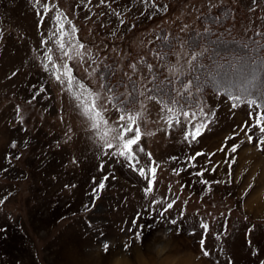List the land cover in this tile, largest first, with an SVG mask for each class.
I'll list each match as a JSON object with an SVG mask.
<instances>
[{
    "label": "rangeland",
    "instance_id": "rangeland-1",
    "mask_svg": "<svg viewBox=\"0 0 264 264\" xmlns=\"http://www.w3.org/2000/svg\"><path fill=\"white\" fill-rule=\"evenodd\" d=\"M41 4L50 11L34 0H0V264H261L264 145L258 146V128L249 129L264 109L253 111L244 103L233 107L224 92L209 89L202 101L211 123L189 143L184 138L189 126L169 127L159 100L147 97L154 75L177 81L190 71L193 51L185 37L200 28L202 14L227 6L229 35H252L264 32V0ZM58 13L66 30L75 26V40L92 57L67 61L77 79L100 92L101 76L109 77L125 99H130L131 80L137 82L135 107L146 108L139 158L143 165L150 153L156 162L150 166L158 165L151 193L145 194L147 183L138 171L103 147L74 99L44 70L46 63L51 67L48 55L60 63ZM161 31L177 40L168 64L156 51ZM169 65L176 67L175 74ZM237 69L236 63L223 70L224 86H235L231 78H237ZM263 77L264 71H257L255 87ZM105 106L106 117L117 120V112ZM200 119L197 113L196 122ZM233 145H239L235 153ZM104 176L105 188L97 195L92 190ZM201 222L209 224L207 232Z\"/></svg>",
    "mask_w": 264,
    "mask_h": 264
},
{
    "label": "snow or ice",
    "instance_id": "snow-or-ice-1",
    "mask_svg": "<svg viewBox=\"0 0 264 264\" xmlns=\"http://www.w3.org/2000/svg\"><path fill=\"white\" fill-rule=\"evenodd\" d=\"M34 2L35 4H40L45 13L50 11L47 4H41V0H34ZM103 2L104 0H101V3ZM145 3H147V0H145ZM151 6L154 8L156 7L155 3ZM53 7H55V5H53ZM37 15H39V10H37ZM61 15L62 13H58L55 17L59 25L57 30L59 38L55 42L58 46L60 63L57 64L53 61V57L48 55L46 58L51 62V67L46 63L43 65L44 70L62 85L63 90L74 99L76 107L80 115L85 118V123L88 125L89 130L103 142V147L113 149L110 153L113 157L123 159L128 167L134 171H138L139 175L144 178L147 183L144 192L147 195L153 191L152 184L155 179L156 167H158V165L150 166L156 164V162L151 159L150 153H146L148 162L143 165L139 158V154L144 153V149L139 145V141L142 136L140 125L144 119L146 108L141 103L137 109L135 107L137 102L136 97H133L131 93L127 94L130 99H125L124 94H117L114 86L103 82L105 79L103 75L101 76L102 82L99 85L102 90L100 92L93 91L73 75V68L69 66L67 61L77 60L82 63L85 61V58L92 59V57L85 48V45L75 40V26L66 30L64 24L60 23ZM116 15H119V13H116ZM41 19H43V17ZM120 22L123 23V20ZM67 23L71 24V21H67ZM56 34L57 33H53V35ZM74 40L75 42H73ZM193 43L195 44V42ZM196 46H198V44ZM49 51H51V49H49ZM261 51H264V46H259L258 50L250 49V46H246L243 54L234 58V61L238 65V69L234 74L240 83L235 91L225 89V94L233 101V107H236L240 103H244L249 105L253 111L256 109H264V91L260 92L259 95L252 92V88L255 87L257 71H264V58H261L259 55ZM157 55L161 59L165 57L164 53L158 52ZM189 55L191 56V60L188 61V63L192 66L191 73L193 75L186 80H180L181 87L180 89L174 90V95H168L167 93L160 95L159 102L162 105V111L166 113L164 119H166L169 127L182 123L189 126L185 131L184 138L191 143V141L196 140L197 137L202 134L203 130L211 123V120L208 119V112L204 108L203 101H198L196 96L193 95V88L199 92L201 84L203 83L200 75H196V73L201 72L204 68V66L200 64V58L203 56V53H196L193 51L189 53ZM92 62L95 64V60H92ZM131 67L135 69L136 66L131 65ZM147 67L149 71L152 72V65H147ZM86 71L88 70L86 69ZM95 71L96 69L93 68L92 72ZM168 71L170 74H175L177 70L174 65H169ZM92 72L88 74L91 75ZM202 74L205 79L210 75L213 76V80L210 82L215 83V73L211 68ZM13 75H15V73H13ZM156 79L155 76L152 77L154 83ZM170 82L171 81H169V83ZM152 91L159 94L163 90L157 87ZM140 95L142 96L143 93H140ZM165 96H167V99H165ZM147 98L155 99L156 97L150 95ZM106 103L111 105L112 109L117 112V120L110 121L106 117L105 113L108 111V108L105 106ZM130 103L133 107L129 106ZM191 109H195V111H191ZM17 111H19V109H17ZM197 113H199V117L201 118L198 122H196ZM180 117H183V121H181ZM256 128H258V146L264 145V112L260 113V118L256 120L249 131ZM247 140L248 142H252L253 136L247 135ZM113 141H115V144ZM13 147H15V144H13ZM238 147L239 145H233L230 148V152L235 153ZM108 154L107 152L104 153V155ZM195 155L200 156L202 153L197 152ZM191 159H195V157H191ZM73 162H75V160H73ZM100 168L103 169V163H101ZM201 174L202 173H197V175ZM107 179L108 177L104 176L101 182L93 188V193L98 195L99 191L105 188L104 181ZM65 187L69 186L65 185ZM72 187H74V185ZM0 203H2V201H0ZM173 203L174 202L169 203L167 208L164 209V212L171 209ZM85 209L88 210L87 205ZM164 212H162L161 215H164ZM171 223L175 224L176 221L172 220ZM200 228L207 232L209 230V224L201 222ZM136 235L139 238L141 233H137ZM203 244L204 241L201 240L202 248ZM102 247L107 251L109 243L106 241L103 242ZM125 247H127V245H125ZM203 254L205 256L209 255L207 251H204ZM257 254L258 250H255L253 255ZM261 264H264V261H261Z\"/></svg>",
    "mask_w": 264,
    "mask_h": 264
},
{
    "label": "trees",
    "instance_id": "trees-1",
    "mask_svg": "<svg viewBox=\"0 0 264 264\" xmlns=\"http://www.w3.org/2000/svg\"><path fill=\"white\" fill-rule=\"evenodd\" d=\"M231 10L228 9L227 6H223L216 11H211L209 13H204L199 17V25L200 28L190 30L185 39L191 51H198L200 48L205 47L206 49L203 52V56L200 58V64L204 66L201 72L196 73V75H200L203 83L201 84L200 91L197 92L195 88H193V95L196 96L198 101H202L205 97L206 92L209 89L221 90L225 94V89L235 91L239 86L240 81L237 78L233 79L234 87L228 88L224 86V82L221 81V76L224 73L223 70L229 68V66H234L236 62H231L230 60H234L235 57L243 54L245 47L250 46V49H257L259 46H264V32H256L252 35L247 36H232L229 35V30L227 26V20L231 15ZM172 37V34H168L165 32H160V36L157 42V52L164 53V59H161L165 64L171 62L172 52L175 46V42L177 41ZM176 40V41H175ZM212 41V42H209ZM195 42V44L193 43ZM159 43V44H158ZM198 44V46H196ZM261 58H264V51L259 53ZM230 63V64H229ZM233 64V65H231ZM211 68L215 73V78H219L218 83H212L213 76H208L205 79L203 72H207V70ZM193 75L191 73V69L188 73L181 75L177 81H173L171 78H165L163 74H160L159 77L156 76L155 83L152 80V83L149 87V94L155 96L156 99L160 100V95L167 93L168 95H174V90L177 89L176 86L180 87V80L188 79ZM155 76V75H154ZM111 78L104 79L105 83L110 84ZM169 81H171L169 83ZM260 85L252 88V92L256 95H259L260 92L264 91V86L261 84L264 81V77L260 80ZM131 93L138 98L137 92L139 91L138 85L136 81L131 80L129 83ZM160 88L163 91L159 94L152 91L154 88ZM167 99V96H165Z\"/></svg>",
    "mask_w": 264,
    "mask_h": 264
},
{
    "label": "bare ground",
    "instance_id": "bare-ground-1",
    "mask_svg": "<svg viewBox=\"0 0 264 264\" xmlns=\"http://www.w3.org/2000/svg\"><path fill=\"white\" fill-rule=\"evenodd\" d=\"M190 258V257H189ZM184 264V263H183Z\"/></svg>",
    "mask_w": 264,
    "mask_h": 264
}]
</instances>
